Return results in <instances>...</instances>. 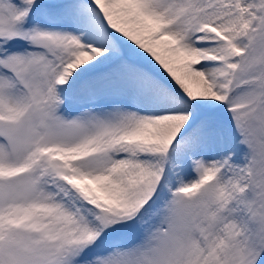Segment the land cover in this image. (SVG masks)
Segmentation results:
<instances>
[{"label": "snow or ice", "instance_id": "obj_1", "mask_svg": "<svg viewBox=\"0 0 264 264\" xmlns=\"http://www.w3.org/2000/svg\"><path fill=\"white\" fill-rule=\"evenodd\" d=\"M0 264H264V0H0Z\"/></svg>", "mask_w": 264, "mask_h": 264}]
</instances>
